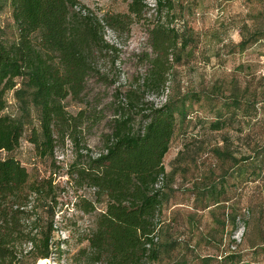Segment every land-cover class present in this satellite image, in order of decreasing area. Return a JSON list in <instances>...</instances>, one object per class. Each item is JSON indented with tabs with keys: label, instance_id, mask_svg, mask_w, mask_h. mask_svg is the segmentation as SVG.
Instances as JSON below:
<instances>
[{
	"label": "trees",
	"instance_id": "trees-1",
	"mask_svg": "<svg viewBox=\"0 0 264 264\" xmlns=\"http://www.w3.org/2000/svg\"><path fill=\"white\" fill-rule=\"evenodd\" d=\"M5 4L16 39L4 42L0 34V151L5 152L0 157V264H39L62 253V241L53 239V178L29 179L25 167L9 155L19 144L25 121L5 111L8 91L37 112L38 128L29 129L28 140L38 156L51 154L64 137L80 146L66 168L67 181L75 189H92L91 198L76 196L78 210L98 211L84 237L86 245L65 263L152 264L159 255L162 206L172 189L163 158L177 117L184 120L188 108L184 99L155 104L146 97L165 92L174 69L195 52L200 37L174 25V0H154L152 6L147 0H127L124 12L101 15L79 0H0V10ZM138 22L146 23L148 48L140 54L145 70L123 93L114 92L108 132L100 150L89 155L81 151L88 148L79 144L78 134L84 121L94 125L103 115L100 109L69 114L63 100H80L87 79L100 77L99 60L115 50L104 39V29L126 32ZM222 122L216 119L212 127L219 129ZM260 149L250 172L242 164L248 157L235 159L243 182L260 176Z\"/></svg>",
	"mask_w": 264,
	"mask_h": 264
},
{
	"label": "rangeland",
	"instance_id": "rangeland-1",
	"mask_svg": "<svg viewBox=\"0 0 264 264\" xmlns=\"http://www.w3.org/2000/svg\"><path fill=\"white\" fill-rule=\"evenodd\" d=\"M79 1L98 15L124 12L127 2ZM147 1L153 5L154 0ZM174 1V25L190 28L200 40L187 61L174 69L165 92L146 97L155 104L184 99L188 108L184 120L177 117L163 158L172 189L162 206L159 255L152 264H264V168L259 177L243 182L235 166V159L248 157L242 164L250 172L264 148V0ZM152 14L149 10L148 16ZM0 34L4 42L16 39L7 4L0 10ZM146 38L145 22L121 33L104 29V39L115 50L99 60L100 77L87 79L80 100H63L69 114L100 109L103 115L94 125L83 122L78 139L88 149L82 152L94 155L100 150L114 92L123 93L144 72L140 54L148 48ZM5 100V111L25 121L19 144L9 155L25 167L29 179L50 175L56 185L53 239L62 241V253L39 264H77L65 263V258L86 245L84 237L98 211L78 210L76 196L91 198L92 189H75L67 181L66 168L80 146L64 137L51 154L38 156L28 140L29 129L38 128L35 108L24 106L11 91ZM216 119H223L219 129L212 127ZM4 154L0 151V157Z\"/></svg>",
	"mask_w": 264,
	"mask_h": 264
},
{
	"label": "bare ground",
	"instance_id": "bare-ground-1",
	"mask_svg": "<svg viewBox=\"0 0 264 264\" xmlns=\"http://www.w3.org/2000/svg\"><path fill=\"white\" fill-rule=\"evenodd\" d=\"M41 264H45V263H41Z\"/></svg>",
	"mask_w": 264,
	"mask_h": 264
}]
</instances>
